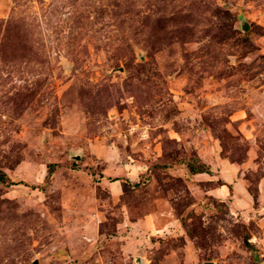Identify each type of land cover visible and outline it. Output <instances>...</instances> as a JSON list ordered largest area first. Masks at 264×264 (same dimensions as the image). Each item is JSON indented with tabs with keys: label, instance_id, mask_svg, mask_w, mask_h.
<instances>
[{
	"label": "rangeland",
	"instance_id": "1",
	"mask_svg": "<svg viewBox=\"0 0 264 264\" xmlns=\"http://www.w3.org/2000/svg\"><path fill=\"white\" fill-rule=\"evenodd\" d=\"M0 173V264L264 261V0H0Z\"/></svg>",
	"mask_w": 264,
	"mask_h": 264
},
{
	"label": "trees",
	"instance_id": "2",
	"mask_svg": "<svg viewBox=\"0 0 264 264\" xmlns=\"http://www.w3.org/2000/svg\"><path fill=\"white\" fill-rule=\"evenodd\" d=\"M190 171L193 173H203V172H207L205 169H196L193 166L190 167ZM5 180V175L0 173V181H4Z\"/></svg>",
	"mask_w": 264,
	"mask_h": 264
},
{
	"label": "water",
	"instance_id": "3",
	"mask_svg": "<svg viewBox=\"0 0 264 264\" xmlns=\"http://www.w3.org/2000/svg\"><path fill=\"white\" fill-rule=\"evenodd\" d=\"M241 24H242V25H241V28H242L243 30H246V29H247V23L244 22V21H242ZM31 264H37V261L34 260ZM204 264H213V263H211V262H206V263H204ZM258 264H264V261H261V262H259Z\"/></svg>",
	"mask_w": 264,
	"mask_h": 264
}]
</instances>
